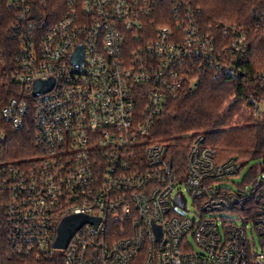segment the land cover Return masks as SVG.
<instances>
[{"label":"built area","instance_id":"built-area-1","mask_svg":"<svg viewBox=\"0 0 264 264\" xmlns=\"http://www.w3.org/2000/svg\"><path fill=\"white\" fill-rule=\"evenodd\" d=\"M3 6L1 121L17 131L32 124L37 149L30 159L0 162L17 256L264 264L261 163L233 189L221 184L245 169L238 156L218 160L201 136L179 174L151 134L165 104L182 89L193 92L201 73L244 76L251 40L242 27L217 25L219 40L187 0H0V21ZM258 77L264 84V72ZM50 79L53 87L35 94L36 82ZM247 110L262 119L264 100L250 96ZM190 198L196 210L187 214ZM71 215L100 221L58 248L59 226Z\"/></svg>","mask_w":264,"mask_h":264},{"label":"trees","instance_id":"trees-1","mask_svg":"<svg viewBox=\"0 0 264 264\" xmlns=\"http://www.w3.org/2000/svg\"><path fill=\"white\" fill-rule=\"evenodd\" d=\"M187 1L200 9L199 20L219 40L222 33L216 26L224 23L236 24L247 33L251 49L242 66L244 76L233 79L216 77L212 72L201 73L199 86L193 92L189 88L182 89L176 98L165 104L151 134L168 146L167 157L179 174H184L190 149L201 136L204 145L212 147L220 161L234 155L245 163L258 160L263 166L264 116L259 119L254 111L247 110L246 122L242 124L237 120L235 123L234 119L238 115L243 117L250 96L264 100V84L258 77L264 72V0ZM7 14L3 6L0 45L5 50L8 26L4 16ZM7 60L11 61V54H7ZM34 135L32 124L23 130H13L1 121L0 114V162H20L35 157ZM257 165L251 169L254 174L261 170ZM5 201V193L0 191V264H63L59 257L37 260L14 253L9 243Z\"/></svg>","mask_w":264,"mask_h":264},{"label":"water","instance_id":"water-1","mask_svg":"<svg viewBox=\"0 0 264 264\" xmlns=\"http://www.w3.org/2000/svg\"><path fill=\"white\" fill-rule=\"evenodd\" d=\"M83 59V50L79 48L73 61L75 63H81ZM54 80L37 81L35 84V94H40L50 90L53 87ZM171 167V164L169 165ZM100 219L88 215H71L64 218L58 229V238L55 242V246L58 248H65L75 232L84 223L92 222L96 225L99 223Z\"/></svg>","mask_w":264,"mask_h":264},{"label":"rangeland","instance_id":"rangeland-1","mask_svg":"<svg viewBox=\"0 0 264 264\" xmlns=\"http://www.w3.org/2000/svg\"><path fill=\"white\" fill-rule=\"evenodd\" d=\"M249 117V113L247 111V108L244 109V112H243V117H240L239 115L235 117V123H237V120H239L242 124L244 122H246L247 118ZM259 163L258 160H254V161H251L249 163H247L245 169L243 170V172L239 175V176H233L231 179H229L228 181H225L223 184V186H227V187H230V188H233V189H236V185L242 183L244 181V178H245V175H246V172L247 170L250 168V166L252 165H255ZM264 166V164H263ZM187 212H195V207L193 206L192 204V199L190 198L189 199V208H184ZM189 212L187 214H189ZM194 218L198 219V217H195L194 215H192ZM190 241L193 242V239L190 237Z\"/></svg>","mask_w":264,"mask_h":264}]
</instances>
